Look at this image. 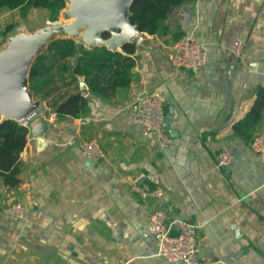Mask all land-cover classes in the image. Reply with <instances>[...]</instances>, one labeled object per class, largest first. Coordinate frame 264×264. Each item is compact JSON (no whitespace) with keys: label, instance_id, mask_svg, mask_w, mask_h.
<instances>
[{"label":"crops","instance_id":"0c3cea01","mask_svg":"<svg viewBox=\"0 0 264 264\" xmlns=\"http://www.w3.org/2000/svg\"><path fill=\"white\" fill-rule=\"evenodd\" d=\"M68 8L65 0L55 20L66 21ZM47 21L53 20L45 8H1L0 50L9 35ZM164 25L159 35L141 32L129 86L105 98L86 86L78 116L50 112L52 101L75 91L69 73L62 80L51 73L48 98L32 94L49 126L40 138L28 129L20 183L10 188L0 177V264H182L154 256L148 216L157 210L197 225L199 264H264V167L250 148L264 132V105L251 117L257 122L235 130L264 89V0H188ZM183 34L206 50V64L196 71L166 59ZM59 37L69 36L52 39ZM236 39L240 56L232 53ZM77 79L81 93L83 78ZM145 92L162 101L168 148L134 122L135 99ZM91 139L104 152L97 161L80 148ZM222 146L232 160L218 168ZM134 184L162 194L141 196ZM13 203L22 205V217L6 212Z\"/></svg>","mask_w":264,"mask_h":264},{"label":"trees","instance_id":"16d2710c","mask_svg":"<svg viewBox=\"0 0 264 264\" xmlns=\"http://www.w3.org/2000/svg\"><path fill=\"white\" fill-rule=\"evenodd\" d=\"M188 0H133L129 10V21L136 24L140 32L147 34H162L165 29L164 21L174 8ZM65 7V0H0V9L20 8L25 13L29 8H45L51 20H55L60 10ZM108 36L102 34L103 38ZM136 50L134 41L121 46V51L110 50L105 46L86 48L80 42L70 37L52 39L35 56L29 68L28 88L36 98L46 99L54 87L55 71L58 79L64 73L70 74L69 82L76 84L75 91L60 96L51 102L50 112L59 116H78L87 98L78 89L77 77H82L89 93L109 97L118 88L128 87L131 81V70L134 66L132 54ZM264 105V89L258 90V101L251 109L247 118L235 125L238 130L241 125L257 122L251 119L259 113ZM28 128L16 120L0 121V177L4 184L15 188L20 179L21 169L19 154L27 140Z\"/></svg>","mask_w":264,"mask_h":264},{"label":"water","instance_id":"95a60500","mask_svg":"<svg viewBox=\"0 0 264 264\" xmlns=\"http://www.w3.org/2000/svg\"><path fill=\"white\" fill-rule=\"evenodd\" d=\"M132 1L68 0L69 8L63 14L66 21H47L31 33L9 35L0 50V121H18L39 109V100L33 99L28 88L29 68L53 37H82L84 45H105L111 50L131 42L139 31L129 21ZM104 33L108 34L106 38L102 37ZM79 83L82 95H86L84 81ZM48 126L46 119L37 116L28 125L29 134L43 135Z\"/></svg>","mask_w":264,"mask_h":264},{"label":"built area","instance_id":"2783aa9c","mask_svg":"<svg viewBox=\"0 0 264 264\" xmlns=\"http://www.w3.org/2000/svg\"><path fill=\"white\" fill-rule=\"evenodd\" d=\"M144 37L140 31L136 32L132 41L136 45L143 42ZM243 44L240 40H234L232 53L240 56ZM166 59L175 69L196 71L206 64V50L190 34L181 35L166 51ZM136 112L134 122L147 133L154 135L159 145L165 149L172 143L170 135L164 128V110L160 98L153 92L142 93L135 99ZM39 109L31 112L17 122L28 128L32 119L39 115ZM82 152L92 161H97L104 156L100 145L93 139L80 145ZM250 148L258 157L264 167V132H257L251 142ZM232 160V154L226 146H222L216 155V166L227 167ZM132 189L141 196H160L161 189H149L146 185L134 184ZM6 212L15 217L23 216V207L20 203H13ZM197 225L180 219H168L161 210L154 211L148 216V230L154 239L156 249L154 256L162 257L168 262L182 264H199V246L196 240ZM119 264H126L120 262Z\"/></svg>","mask_w":264,"mask_h":264},{"label":"rangeland","instance_id":"374dc122","mask_svg":"<svg viewBox=\"0 0 264 264\" xmlns=\"http://www.w3.org/2000/svg\"><path fill=\"white\" fill-rule=\"evenodd\" d=\"M59 85V84H58Z\"/></svg>","mask_w":264,"mask_h":264}]
</instances>
